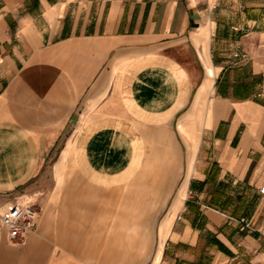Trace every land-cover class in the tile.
I'll list each match as a JSON object with an SVG mask.
<instances>
[{
  "label": "crops",
  "instance_id": "obj_1",
  "mask_svg": "<svg viewBox=\"0 0 264 264\" xmlns=\"http://www.w3.org/2000/svg\"><path fill=\"white\" fill-rule=\"evenodd\" d=\"M72 151L160 200L144 264H264V0H0V207ZM62 238L0 223V264L101 261Z\"/></svg>",
  "mask_w": 264,
  "mask_h": 264
},
{
  "label": "rangeland",
  "instance_id": "obj_2",
  "mask_svg": "<svg viewBox=\"0 0 264 264\" xmlns=\"http://www.w3.org/2000/svg\"><path fill=\"white\" fill-rule=\"evenodd\" d=\"M74 139L71 136L69 141L72 140L74 144ZM146 169L143 179L150 170ZM140 178L137 174L134 181L116 188L99 187L83 176L72 151L65 159L63 155L51 159L37 178V192H26L23 187L14 189L12 193L34 203L39 215L38 224L45 223L47 232L53 238L63 241L62 237H67L74 247L79 246L97 254L101 261L94 264H144L145 254L152 248L156 235V212L160 200L153 199L154 205L150 208L139 198V189L135 187V183ZM114 194L130 196L124 198L129 208L124 210L122 207V210L117 205L111 206L109 201L117 198L113 197ZM134 208L141 209L142 213L138 209L134 213ZM109 210L114 211V214L121 213L122 210L130 215L132 213L135 218L139 216L143 223L141 231L138 230L140 235L129 234V239L122 235V226H119L114 217L108 218ZM88 212L90 213L87 214ZM106 215L107 219H104ZM140 241H143V246L139 245Z\"/></svg>",
  "mask_w": 264,
  "mask_h": 264
},
{
  "label": "built area",
  "instance_id": "obj_3",
  "mask_svg": "<svg viewBox=\"0 0 264 264\" xmlns=\"http://www.w3.org/2000/svg\"><path fill=\"white\" fill-rule=\"evenodd\" d=\"M235 56H241L236 52ZM264 193V184L261 187ZM38 211L31 201L20 197L0 207V223L5 228L12 243L25 241L38 227Z\"/></svg>",
  "mask_w": 264,
  "mask_h": 264
}]
</instances>
